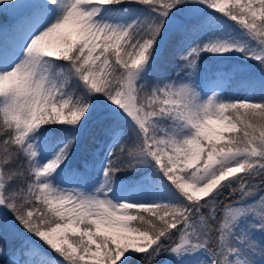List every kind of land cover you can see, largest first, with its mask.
<instances>
[{"label":"snow or ice","instance_id":"6c2138e0","mask_svg":"<svg viewBox=\"0 0 264 264\" xmlns=\"http://www.w3.org/2000/svg\"><path fill=\"white\" fill-rule=\"evenodd\" d=\"M3 14L0 264H264V0Z\"/></svg>","mask_w":264,"mask_h":264},{"label":"rangeland","instance_id":"374dc122","mask_svg":"<svg viewBox=\"0 0 264 264\" xmlns=\"http://www.w3.org/2000/svg\"><path fill=\"white\" fill-rule=\"evenodd\" d=\"M7 18H9V21H4ZM12 23V16L10 14L7 15H0V27L10 25ZM175 60L174 57L166 52L164 55H162L158 60L156 64L155 71L153 73L154 77H160V76H171L173 75V66H174ZM254 63V62H253ZM230 94H247L244 89H239L233 92H230ZM255 98H260V93L257 90L255 94ZM75 157V153L74 156Z\"/></svg>","mask_w":264,"mask_h":264}]
</instances>
